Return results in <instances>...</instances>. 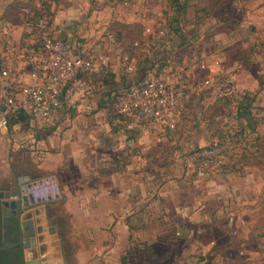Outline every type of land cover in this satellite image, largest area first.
I'll return each instance as SVG.
<instances>
[{
	"label": "crops",
	"instance_id": "1",
	"mask_svg": "<svg viewBox=\"0 0 264 264\" xmlns=\"http://www.w3.org/2000/svg\"><path fill=\"white\" fill-rule=\"evenodd\" d=\"M231 4L235 8L234 0ZM260 4L254 8L246 5L249 9L242 10L238 19H232L221 5L209 20H196L199 32L187 33L191 47L203 44V50L212 45L225 68L238 65L239 73L231 80L241 92L254 89L241 79L248 70L246 62L256 56L252 51L255 42H264V2ZM212 7L202 6L200 11L209 12ZM9 17L0 20V64L13 66L17 82L26 84L35 64L36 46L26 43L29 35L20 20ZM69 21L57 18L54 23L66 25ZM109 21L121 26V35L132 28L135 39H142L138 34L142 20ZM263 56L256 57L264 62ZM115 66L110 71L118 80ZM99 77H103L99 71L81 75L70 101L47 125L22 113L18 122L0 131V161L16 162L6 150L7 134L22 124L40 127V132L36 129L40 137L33 139L39 161L15 164L10 167L8 181L0 180V192L11 188L16 177L54 181L56 197L29 209L43 236L37 242L43 249L36 258L39 264H195L199 257L192 253L207 255L223 236L225 206L232 203L235 225L244 237L249 236L259 214L251 193L257 180L251 174L241 178L237 172L226 179L197 178L190 173L192 167L173 157L185 140L180 132L162 128L125 131L120 120L115 122L100 107L108 85L96 81ZM131 136L134 142L128 145ZM199 136H189L188 142L201 143L205 137ZM242 163L245 169L249 165ZM5 169L0 165V172ZM243 188L248 192L243 194ZM31 250H24L25 260H34ZM215 262L226 260L217 255L211 264Z\"/></svg>",
	"mask_w": 264,
	"mask_h": 264
},
{
	"label": "rangeland",
	"instance_id": "2",
	"mask_svg": "<svg viewBox=\"0 0 264 264\" xmlns=\"http://www.w3.org/2000/svg\"><path fill=\"white\" fill-rule=\"evenodd\" d=\"M171 1L0 0V20L10 16L11 20H20L22 25L21 14L32 8L35 3L40 2L42 5L48 6V11L53 14L54 20L57 18L58 20H70L66 25L73 30L74 42L79 49L86 52L110 53L109 63L99 65L101 76L105 70H111L112 65H116V72L120 76L123 65L118 50L121 47H129L135 40L132 28L127 29L125 34L121 35V26L112 24L109 20H142L138 27V34L142 35L138 55L140 58L146 57V60L141 64V68L154 67L157 70L162 68L160 66H163L167 60H170L180 78L177 86L180 111L177 132H180L183 136L181 138L185 139L179 144L180 149L184 152L194 149L208 150V148H213L215 143L217 146L223 144L221 143L222 138L230 139L229 147L220 154L223 155L224 160L221 175L214 173L209 177L226 179L231 172H237L241 178L246 174H251L257 180L251 188L255 200L253 204L259 212L256 215L255 229L248 233L249 236L244 237L235 223L228 224V213L231 211L236 216V210L233 208L234 203L228 204L225 206L227 209L224 210L225 214L222 218L225 220L223 236L221 235L212 244L207 255L193 252V256L199 257L195 264H205V259L209 261L207 264H211L212 258L217 255L226 260V263L221 262V264H264V62H260L256 57L264 53V42H255L252 51L256 56L253 55L255 57L249 62L245 61L248 70L241 79L243 83H247L254 89L241 92L234 87L235 81L231 80L233 75L239 73L238 65L233 69L228 65L225 68V61L217 56L219 51L215 47L209 45L202 50L203 44L191 47L192 44L187 40L188 32H199L198 26L195 25L199 22L196 20H209L214 16V10L218 12L221 5L225 7L226 13L230 12L228 15L232 19H238L243 16L244 10L249 9V6L246 5H251V8H254L256 4L260 6L264 0H234L235 8L232 7V0H222L218 4L215 3V0H188V7L184 11H181L177 7L178 5ZM182 1L179 0L180 3ZM206 5L213 6L210 8L211 12L200 11V8ZM170 20H176V23ZM147 26H152L156 30L164 29L165 36L154 39L146 38L143 35V30ZM25 30L29 35L26 43L33 46L36 44L35 34L29 28L25 27ZM35 46L34 61L38 63L39 46ZM201 62L206 64L207 69L202 71L198 68ZM106 79L110 83L105 90H111L116 83L110 77ZM100 80L102 81L101 77L96 81ZM259 87L261 89H258ZM256 91L253 113L259 120V124L256 133L243 136L239 134L238 123L233 115L235 103L242 93L254 94ZM110 109L108 113L117 122L119 117L115 115L114 107ZM39 128V125L22 124L7 134L6 150L9 157H14L16 162H11L7 158L0 161V165L6 168L5 174L0 172V180L8 181L10 167L15 164L32 165L39 161V152L33 143L35 137H40ZM195 134L198 136L200 134L205 138L201 143L193 145L188 142V137ZM30 151H33V155H27ZM242 162L249 163L246 165V169L243 168L244 165H241ZM190 173L195 174L194 168L190 169ZM245 192L248 191L244 189L243 194ZM214 264H220V262Z\"/></svg>",
	"mask_w": 264,
	"mask_h": 264
},
{
	"label": "built area",
	"instance_id": "3",
	"mask_svg": "<svg viewBox=\"0 0 264 264\" xmlns=\"http://www.w3.org/2000/svg\"><path fill=\"white\" fill-rule=\"evenodd\" d=\"M36 7L42 4L37 2ZM23 27L35 34V43L39 46V62L29 71L30 82L18 83L13 66L0 64V131L9 128V118L17 111L24 113L42 125H47L51 116L73 96L79 77L99 71V65L110 61L108 52H86L75 44L68 26L50 22L46 16L33 18L31 8L21 14ZM163 29L147 26L143 35L160 37ZM141 39H135L129 47L119 48L118 55L124 70L133 76L137 62ZM200 70L207 69L204 62L198 65ZM179 76L173 62L167 60L160 73H147L143 81H131L130 88L118 97L115 104V115L123 123L125 131L136 128L167 129L176 131L180 121L179 96L177 86ZM1 106L3 107L1 109ZM128 145L134 142L128 137ZM230 139L223 144L215 143L208 150L194 149L190 152L176 148L173 157L187 166L194 168L195 176L207 178L214 173L221 175L224 167L223 155L229 147ZM218 151V152H217ZM225 174V173H224ZM39 179H23L26 182H37ZM42 185L31 188L29 192L39 197L40 203L56 197L54 181L44 178ZM57 189V188H56ZM235 216L230 211L228 224H233Z\"/></svg>",
	"mask_w": 264,
	"mask_h": 264
},
{
	"label": "trees",
	"instance_id": "4",
	"mask_svg": "<svg viewBox=\"0 0 264 264\" xmlns=\"http://www.w3.org/2000/svg\"><path fill=\"white\" fill-rule=\"evenodd\" d=\"M171 2H173L174 4H177L178 8L181 11H184L187 7H188V0H183L181 3L179 2V0H172ZM47 8V10H46ZM48 6L46 5H42L41 7H36V6H32L31 11L33 13V18H38L41 16H46L47 20L50 22L51 20H53V14L51 12L48 11ZM171 22H175L176 20H170ZM162 29V28H160ZM164 30V29H163ZM169 34V33H168ZM165 36V30H164V34L160 37H150V38H161ZM37 45V44H35ZM146 60L145 58H140L138 55V62H137V66L135 69V72L133 74V76H130L125 70L124 67L122 68V73L120 74L118 80H115L114 78V74L111 73L110 70H105L103 73V77H102V82L105 84H109L110 82H108V80L106 78L110 77L112 78V80L114 81V83H116L114 85V87L111 90H106V98L102 103H100V107H102L103 110L106 111H110L111 107L115 108V104L116 101L118 99L119 96H121L122 94H124L131 86V81L132 80H136V81H143L146 77H147V73L150 71H154L155 75H157L158 73H160L161 69L164 67L160 66L162 68H158L157 70H155L154 67L152 68H141V64ZM117 86H120L119 88ZM258 89H261V87H259ZM256 93L254 94H250V93H242L238 99L236 100L235 103V110H234V119L235 121L238 123V127H239V134L246 136L248 134H252L256 132L257 126L259 124V120L256 118L255 114L253 113V108H254V103H255V98H256ZM22 112L17 111L15 112L11 118H9V126L10 124L16 123L18 122V118L19 116H21ZM29 118V117H28ZM226 141L225 138H222L221 143H224ZM6 253V251L4 250H0V264H6L4 262V260L2 259L3 254ZM17 258L20 262H22V251L19 248L18 252H17ZM3 260V261H2Z\"/></svg>",
	"mask_w": 264,
	"mask_h": 264
},
{
	"label": "water",
	"instance_id": "5",
	"mask_svg": "<svg viewBox=\"0 0 264 264\" xmlns=\"http://www.w3.org/2000/svg\"><path fill=\"white\" fill-rule=\"evenodd\" d=\"M3 107L1 106V109ZM43 179H39L37 182H26L22 178L16 177L13 181V185L8 190L0 192V199L2 205V212L5 214L7 210H11V213L15 217V228L18 235V240L15 244H22L24 250L32 248V256L34 260H26L25 264H39V260L36 259L39 254H42V247L37 246V242L42 241L43 236L40 234L41 227L34 226L32 220V212L29 210L33 206L40 203V198L29 192L31 188H37L38 185H42ZM37 210L34 214H37ZM37 223L39 220L36 219ZM5 246H0L3 249Z\"/></svg>",
	"mask_w": 264,
	"mask_h": 264
},
{
	"label": "flooded vegetation",
	"instance_id": "6",
	"mask_svg": "<svg viewBox=\"0 0 264 264\" xmlns=\"http://www.w3.org/2000/svg\"><path fill=\"white\" fill-rule=\"evenodd\" d=\"M9 211L10 215L3 214L0 199V246H5L0 250L6 251L2 256V259L6 264H25L26 260L24 259V248L22 244L13 245V243L17 242L18 235L15 228V217L11 213V210ZM19 248L22 251V262L17 258Z\"/></svg>",
	"mask_w": 264,
	"mask_h": 264
}]
</instances>
